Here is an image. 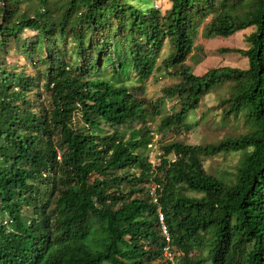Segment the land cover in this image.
Returning <instances> with one entry per match:
<instances>
[{
    "label": "trees",
    "instance_id": "16d2710c",
    "mask_svg": "<svg viewBox=\"0 0 264 264\" xmlns=\"http://www.w3.org/2000/svg\"><path fill=\"white\" fill-rule=\"evenodd\" d=\"M168 2L0 0V264H264V0ZM201 26L251 30L221 50L248 67L196 74ZM156 73L160 95H137ZM221 91L236 134L159 140L154 166L153 133L206 125L195 116ZM231 153L232 178L205 168Z\"/></svg>",
    "mask_w": 264,
    "mask_h": 264
},
{
    "label": "rangeland",
    "instance_id": "374dc122",
    "mask_svg": "<svg viewBox=\"0 0 264 264\" xmlns=\"http://www.w3.org/2000/svg\"><path fill=\"white\" fill-rule=\"evenodd\" d=\"M131 2L141 8L148 9L154 8L161 12H164L169 8L168 0H131ZM251 30L246 32H240L230 38H217L207 39L203 35V26L198 30V36L196 39V45L203 49V53H199L198 57H192L188 60V64L191 65L195 73L203 75L212 68L219 66H232L239 68H247L248 61L246 58L239 54L227 53L221 50L223 49H247L248 44L246 42V36L249 35ZM32 33L28 32L27 35ZM196 54V52L194 53ZM10 61L21 60L22 58L18 54H14L9 58ZM170 80L168 77L161 76L156 73L155 76L150 78L146 83L145 93L137 92L139 96H147L153 98L154 96L160 95L163 86L169 84ZM224 94L223 91L218 93H212L206 97L205 104L202 109H199L195 116V122L197 119H202V115L207 113V117L204 120L209 121L206 125L203 121L199 126L191 131H183L180 136H177L178 131L181 128H171L164 133L158 134L154 132V141L152 151L150 152V158L152 163L157 164V154L161 153L158 150L161 141L179 140L188 145H199V144H211L223 140L229 135L236 134L237 130L233 123L222 124L220 120V111L217 109L218 100ZM201 121V120H200ZM139 126L135 125V128ZM155 129L157 126L155 125ZM243 158L241 153L221 154L214 157H207L205 159V168L216 175H222L226 178H232L237 173V168Z\"/></svg>",
    "mask_w": 264,
    "mask_h": 264
},
{
    "label": "built area",
    "instance_id": "2783aa9c",
    "mask_svg": "<svg viewBox=\"0 0 264 264\" xmlns=\"http://www.w3.org/2000/svg\"><path fill=\"white\" fill-rule=\"evenodd\" d=\"M161 155V153L157 154V159H158V162L157 164H154V166H159L160 165V159H159V156ZM59 159H60V156H59ZM159 188V185H156V184H153L151 185V188H150V194L151 196L153 197V201L154 203H158V198H157V195H156V191L157 189ZM159 220H160V223H161V229H162V233L167 237L168 241H169V233H168V230H167V227L164 223V215L163 213L161 212V209L159 208ZM165 255L167 257H169L170 259H172V255L169 253V248H166L165 249Z\"/></svg>",
    "mask_w": 264,
    "mask_h": 264
}]
</instances>
